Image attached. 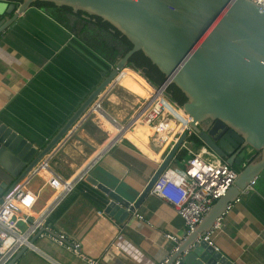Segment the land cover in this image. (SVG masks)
I'll return each mask as SVG.
<instances>
[{
    "label": "crops",
    "instance_id": "1",
    "mask_svg": "<svg viewBox=\"0 0 264 264\" xmlns=\"http://www.w3.org/2000/svg\"><path fill=\"white\" fill-rule=\"evenodd\" d=\"M74 30L32 8L0 35V122L35 146L50 140L101 79V57ZM130 70L126 68L118 82L101 95L100 110L91 121L83 129L75 128L82 141L74 140L68 146L59 143L48 169L25 181L35 197L26 214L28 224L48 214L45 228L63 233L69 242L80 244L82 254L103 264H160L175 247L166 236L177 238L179 243L186 237L172 205L149 193L120 223L105 213L97 215L104 211L106 198L85 181L70 191L63 189L97 157L92 176L132 201L174 144L170 136H164L167 145L150 138L148 147L160 153L154 160L125 138L131 129L118 141L125 131L117 134L119 128L128 122L117 105L125 100L118 90L125 89L136 100L132 106L145 99L124 87L125 71ZM188 159L181 163L174 159L169 168L182 169ZM51 177H58L60 188L49 186ZM258 181L252 191L240 192L239 201L221 216L220 227L209 232L210 244L233 264H264V183L259 187ZM15 264L85 263L52 241L45 231Z\"/></svg>",
    "mask_w": 264,
    "mask_h": 264
},
{
    "label": "water",
    "instance_id": "2",
    "mask_svg": "<svg viewBox=\"0 0 264 264\" xmlns=\"http://www.w3.org/2000/svg\"><path fill=\"white\" fill-rule=\"evenodd\" d=\"M38 2L70 9V21L79 13L86 22L100 19L131 49L122 57L117 47L104 51L100 81L42 146L0 122V203L22 181L48 169L60 145L82 141L76 129L91 121L100 110L101 95L116 84L131 57L141 52L164 76L154 88H163L165 94L173 85L184 95L186 101L179 109L188 117L187 128L132 201L92 176L97 157L75 181L83 179L101 192L107 201L103 212L123 223L169 168L190 130L200 145L240 171L234 185L177 245L167 264L176 260L178 264H233L204 237L240 192L264 176V10L249 0H0V35ZM189 144L197 146L194 140ZM45 231L40 227L29 245ZM28 247L23 246L7 264H15Z\"/></svg>",
    "mask_w": 264,
    "mask_h": 264
},
{
    "label": "built area",
    "instance_id": "3",
    "mask_svg": "<svg viewBox=\"0 0 264 264\" xmlns=\"http://www.w3.org/2000/svg\"><path fill=\"white\" fill-rule=\"evenodd\" d=\"M249 1L264 10V0ZM164 97L166 98L163 88L155 89L153 87L151 96L139 103L133 115L128 119L127 124L120 127L117 134L124 129L125 131L132 129L135 120L139 119L153 129L154 137L159 143H164L166 141L164 136L170 135L174 129L172 122L177 124L176 119L162 104ZM166 100L168 101L167 98ZM112 124L117 125L114 121H112ZM186 125L187 123L174 134L172 139L174 144L187 128ZM125 131L119 137L118 141L124 137ZM192 136L193 133L189 130L187 134L188 139L181 145V150L186 151L189 156L184 167L182 169L167 168L157 178L150 191L151 194L174 207L177 215L183 222L186 235L196 229L203 216L218 199L226 194L238 177V172L234 168L229 167L206 147L202 145L198 148L190 146L189 143ZM173 145H171V148ZM194 149H197V151ZM25 181L17 185L12 193L0 203V264H7L23 246H30V238L37 234L40 227L46 230L52 241L74 252L85 264H103L99 259L88 258L82 254L80 252V244L77 242H69L63 233L52 231L49 227L45 228L44 223L48 214L28 224V215L26 213L34 205L35 197L25 187ZM81 181L83 179L74 181L72 184L67 183L63 185V189L70 191ZM255 183L252 182L242 192L252 191ZM48 184L53 189L61 187V182L58 177H51ZM238 201L239 199L235 202ZM232 204L228 206L227 211ZM103 214V211L97 212L98 216H103ZM139 219L141 218L139 217ZM220 219L221 217L216 220L212 229H218L220 227ZM20 225H27L26 230H22ZM166 238L175 244L173 250L175 251L179 240L170 235L166 236ZM204 240L211 245L209 233L204 237ZM114 249L118 250V247H114ZM167 262L168 258L164 259L160 264H167ZM178 263L179 261L176 260L173 264Z\"/></svg>",
    "mask_w": 264,
    "mask_h": 264
},
{
    "label": "trees",
    "instance_id": "4",
    "mask_svg": "<svg viewBox=\"0 0 264 264\" xmlns=\"http://www.w3.org/2000/svg\"><path fill=\"white\" fill-rule=\"evenodd\" d=\"M33 8L38 9L39 11H45V14L52 18L53 20L57 21L64 27L74 30L73 26L69 25L68 15H70L71 10L68 8H58L52 4L48 3H35ZM94 21H91V24L94 25L95 28L102 34L99 37H88V39H84L86 44L91 46L92 49L102 57L104 51L107 48H110L114 42L123 46V51L121 55H124L131 49V44L124 38L121 37L118 32L112 33L111 27L107 24L102 22L98 18H92ZM87 27L84 26V31ZM80 35V34H79ZM134 71H141V76L153 87H157L162 84L164 80V76L158 71V69L153 66L150 61L143 56L141 52L135 53L130 59V66ZM166 98L168 101L175 105L177 108L182 106V104L186 101L184 95L173 85H170L166 88L165 92ZM154 137V131L149 127L138 124L133 127L130 132L126 135V139L132 142L137 148H139L144 154L149 156L154 160H158L160 157V153H154L148 147V140ZM191 140L196 141V148L200 146V143L197 139L192 137ZM167 145L168 142L163 143ZM189 156L187 155L186 151L181 150L175 156V161L181 163Z\"/></svg>",
    "mask_w": 264,
    "mask_h": 264
},
{
    "label": "bare ground",
    "instance_id": "5",
    "mask_svg": "<svg viewBox=\"0 0 264 264\" xmlns=\"http://www.w3.org/2000/svg\"><path fill=\"white\" fill-rule=\"evenodd\" d=\"M125 80L126 81H124L125 82L124 87H126L128 90H130L136 96H138L140 98H149L151 96V93L153 92L151 85L149 83H147V81L141 75H139L136 71H134V70L125 71ZM162 104L165 106V109L171 115H173V112H177V114H178L177 117H174L178 123L177 124L172 123V124H174L173 125L174 129L171 131L170 135H168L173 139V136L177 132V130H179L185 126V124L188 121V117L185 116L180 110H177L176 108H174L171 104H169L165 100H162ZM180 117L183 118L182 121L179 120ZM138 124H142V125L147 126L146 124L141 122L139 119L135 120L134 127ZM147 127H149V126H147ZM150 129H152V128H150ZM126 132L127 131H125L124 135L126 134Z\"/></svg>",
    "mask_w": 264,
    "mask_h": 264
},
{
    "label": "rangeland",
    "instance_id": "6",
    "mask_svg": "<svg viewBox=\"0 0 264 264\" xmlns=\"http://www.w3.org/2000/svg\"><path fill=\"white\" fill-rule=\"evenodd\" d=\"M152 89H153V87H152ZM118 92H119L120 97H125V100H121V102H119L117 105L119 108L122 109V111H124V120L126 119L125 121H127L133 115L134 111L136 110V108L139 105V103L141 102V100L136 106H132L133 104L134 105L136 104V100L134 98H132V96L130 94H127L125 89H119ZM164 100L166 102H168L165 97H164ZM130 103H133V104L131 105ZM177 116H178L177 112H173V117H177ZM179 120L182 121L183 118L180 117ZM122 122H123V120H122ZM194 150L197 151V149H194ZM234 170L237 172L240 171V169L238 167H235ZM263 183H264V176H262L261 179H259V181H258L259 187L262 186Z\"/></svg>",
    "mask_w": 264,
    "mask_h": 264
},
{
    "label": "flooded vegetation",
    "instance_id": "7",
    "mask_svg": "<svg viewBox=\"0 0 264 264\" xmlns=\"http://www.w3.org/2000/svg\"><path fill=\"white\" fill-rule=\"evenodd\" d=\"M70 15H68L67 17H69ZM81 14H77V17H76V20H69V25L70 23L73 22L72 25L70 26H73L74 27V32L80 34V36L83 38V39H88V37H92V38H95V37H99V35L101 34L97 28L94 27V25L91 24V20H89V22H86V21H83L81 18ZM75 22H77L75 24ZM84 26L87 27L84 31H82V29H84ZM102 35V34H101ZM114 46L112 47H117L120 51V56L122 57L123 55L122 54V51H123V46H121L120 44H117L116 42L113 43ZM196 139V138H195Z\"/></svg>",
    "mask_w": 264,
    "mask_h": 264
}]
</instances>
